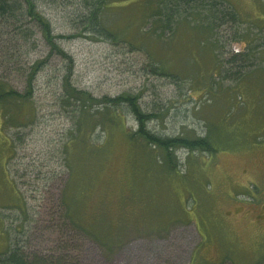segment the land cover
Here are the masks:
<instances>
[{"label": "rangeland", "instance_id": "obj_1", "mask_svg": "<svg viewBox=\"0 0 264 264\" xmlns=\"http://www.w3.org/2000/svg\"><path fill=\"white\" fill-rule=\"evenodd\" d=\"M99 1L111 39L85 32ZM228 5L235 20L222 14ZM37 9L66 37L58 44L70 60L51 54L24 14L0 22L3 81L22 93L24 70L44 62L32 107L13 123L0 110V254L17 244L65 264H264L261 208L248 204L264 185V0H37ZM64 76L95 98L135 97L152 115L148 131L208 136L215 153L179 149L168 164L130 143L137 124L125 106L107 128L103 105L83 113L65 102Z\"/></svg>", "mask_w": 264, "mask_h": 264}, {"label": "trees", "instance_id": "obj_2", "mask_svg": "<svg viewBox=\"0 0 264 264\" xmlns=\"http://www.w3.org/2000/svg\"><path fill=\"white\" fill-rule=\"evenodd\" d=\"M175 4H179L180 2H196V0H174ZM198 1V0H197ZM201 2V1H200ZM219 3V2H218ZM222 3V2H221ZM216 1L211 3L210 6L213 8L212 11L215 10ZM102 3L95 2L92 5H89L88 12L86 16H83L82 21L86 25L85 32L87 33H96L100 36L105 37L106 39L113 38L112 33L108 30V28L102 26L100 22V10L103 6ZM229 9H225L222 12L226 18H230L235 20L233 9L228 5ZM222 9V8H221ZM160 10H166V8H162ZM160 12V11H159ZM168 13V14H167ZM160 13L159 15H166V20L170 22V17L172 16L171 12ZM19 14H24L34 25L39 29L40 36L48 47V50L51 54H55L61 57L68 58L70 57L66 55L63 50L59 46V41L65 39L63 36H56L53 34L51 25L49 21L40 13L37 9V0H0V22L9 21L13 19H19ZM211 21V20H210ZM262 24V34L261 42L264 45V22ZM210 24H213L210 23ZM259 25V24H258ZM26 32V31H25ZM22 40L28 42L30 39V33L25 34L24 32H20ZM33 48V45L30 46ZM16 53L15 50L11 51ZM44 65L43 61H36L32 63L24 72L25 76V90L24 92H18L16 89L11 87L6 81H3L0 78V110L5 111V117L7 118V122H16L18 110L24 106L25 104L31 105V97H32V82L36 76V74L40 71L42 66ZM163 74V73H162ZM62 87L64 90V100L65 102H69L70 100L73 102H77L81 104V110L84 111L90 107H98L99 104L104 106L105 116L100 119V124L104 127H112L117 122H119V116L121 114L120 109L125 106L127 110L133 115L137 124V130L134 133H128L127 138L131 144L134 146L140 145H150L164 153L165 160L169 164L172 160V152L179 149L187 150L188 152H200V153H215L214 146L212 145V141L207 137H196L194 139L185 138V137H160L157 134L150 132L146 129V124L152 118L150 114H144L139 108L137 103V99L135 97L123 94L120 96H116L113 98L103 96L101 98H95L90 93L77 89L73 87L67 76H64L62 80ZM16 113V114H15ZM34 113V112H33ZM88 113V110H87ZM83 129L81 126L78 128L79 134H83ZM81 138V137H80ZM79 141V140H78ZM82 142V141H80ZM79 142V143H80ZM68 197V196H67ZM67 220L71 225L74 226L77 230L84 233V229L75 224L78 223L75 221V217L72 215H65ZM86 233V232H85ZM99 237V236H98ZM0 264H65V261L59 257H50V256H40L37 253H25L22 251V246H18L17 244L13 247L9 248L6 253L0 254Z\"/></svg>", "mask_w": 264, "mask_h": 264}, {"label": "flooded vegetation", "instance_id": "obj_3", "mask_svg": "<svg viewBox=\"0 0 264 264\" xmlns=\"http://www.w3.org/2000/svg\"><path fill=\"white\" fill-rule=\"evenodd\" d=\"M259 188H260V190H258V197L255 199L256 201L252 200L248 204H250V207H251L250 209H252V210L258 209V207L260 206L261 212L260 213L256 212L255 221H257V219H258V220L264 222V185H259ZM254 204H257V205H254ZM259 215H263V216L259 217Z\"/></svg>", "mask_w": 264, "mask_h": 264}]
</instances>
